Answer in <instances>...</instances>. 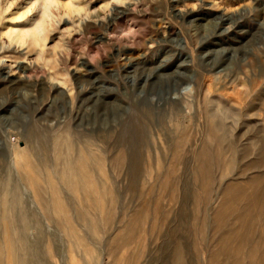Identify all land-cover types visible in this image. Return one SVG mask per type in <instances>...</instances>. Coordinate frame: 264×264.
Returning a JSON list of instances; mask_svg holds the SVG:
<instances>
[{
  "label": "rangeland",
  "instance_id": "obj_1",
  "mask_svg": "<svg viewBox=\"0 0 264 264\" xmlns=\"http://www.w3.org/2000/svg\"><path fill=\"white\" fill-rule=\"evenodd\" d=\"M0 73V264H264V0H0Z\"/></svg>",
  "mask_w": 264,
  "mask_h": 264
},
{
  "label": "bare ground",
  "instance_id": "obj_2",
  "mask_svg": "<svg viewBox=\"0 0 264 264\" xmlns=\"http://www.w3.org/2000/svg\"><path fill=\"white\" fill-rule=\"evenodd\" d=\"M121 0H115V2H120ZM173 1V0H171ZM175 3H177L179 0H174ZM123 2H121L122 4ZM117 4L115 3L114 6L110 9L111 11L109 13H107V15L103 16L100 18L101 19V22H102V27L104 28L105 31H114V29L116 28V25H118L119 23L123 22L124 20H126V18H128L130 15H131V9H129V7L125 8V9H121L122 11H119L117 10L118 8L116 7L115 9V6ZM176 5V4H175ZM165 7L166 8H169V5L166 3L165 4ZM68 8L72 11H77L78 9L75 7V4H73L72 2L69 3L68 5ZM109 9V10H110ZM165 11V10H164ZM177 15V14H176ZM110 16V19L107 20V17ZM188 17V18H191L192 15L191 14H188V13H184L183 15H181V18L182 17ZM176 17H179V15H177ZM228 17V16H227ZM183 20V19H182ZM191 20V19H190ZM220 25L223 24V26L226 24V21L227 19H223L221 17V20H220ZM229 21V20H228ZM230 25V24H229ZM232 25V24H231ZM235 25V24H234ZM233 25V26H234ZM217 26V25H216ZM102 28V29H103ZM221 28V27H220ZM233 28V27H232ZM235 28V27H234ZM38 31H40V26L37 27ZM216 29V28H215ZM220 30V29H219ZM223 30V29H222ZM224 31H226V29H224ZM42 32V31H41ZM180 31L178 30V33ZM220 32V31H218ZM172 33V32H171ZM26 35H31L29 32H25L24 35L22 36H25ZM177 34V33H176ZM171 36V35H170ZM121 38H124V36H122ZM117 52L118 54H123L125 53L124 52V46L120 45V42H121V39H118L117 40ZM126 48V47H125ZM167 52V51H166ZM117 54V53H116ZM193 54V53H192ZM120 56V55H119ZM126 56V55H125ZM128 60V59H127ZM143 61V60H142ZM191 63H193V60L191 61ZM125 63V62H124ZM153 63V62H152ZM195 63V62H194ZM139 63H137L135 66H137ZM125 65V64H124ZM193 65V64H192ZM125 67V66H124ZM148 67V66H147ZM131 68H134V64L131 62V61H127L126 62V67L125 69H131ZM138 68V67H137ZM124 69V70H125ZM148 69V68H147ZM185 69H188V67L186 66ZM190 70V68H189ZM193 70V69H192ZM1 74V73H0ZM176 77V76H175ZM184 77V76H183ZM186 77V76H185ZM189 77V76H188ZM206 77V76H205ZM187 78V77H186ZM201 78V77H200ZM199 78L198 75L194 74V71H193V74L191 75V79L189 80L188 83H185L184 86L182 87L181 85L184 83V82H181V83H175V89L177 91V96H176V99L173 101L175 103H177L178 101H188L189 98H191L192 94L194 93V91L196 92V90L200 91L201 89H203V85H204V82L201 81V79ZM203 80H206V78L202 77ZM211 81L212 79L209 78ZM174 80V79H173ZM176 80H181L180 78L179 79H176ZM188 80V79H187ZM208 80V79H207ZM208 80V81H210ZM207 81V82H208ZM206 83V82H205ZM211 82H208L205 84V89L206 90H209L212 86L210 85ZM173 86V85H172ZM211 86V87H210ZM54 88V87H53ZM172 88V87H171ZM199 94V93H198ZM205 95V93H204ZM190 103V102H189ZM30 131V130H29ZM31 132V131H30ZM33 132L35 131H32V134L29 135L28 133V137L26 140H29L26 142V146L23 148H16L12 143L10 144L11 145V160H10V167L7 166V168H0V210L3 209L5 207H9V203H16L17 205H21V208H20V214L22 216L23 213L22 212H26V199H24L21 195H19L18 193V186L16 185H13L11 184V181L13 180V173L11 172V164L12 162L14 164H16L15 162H18V164L22 165L23 166V169H28L30 167V165L28 164V159H27V156H26V150L30 149V150H36V147L40 146L41 148H44L45 147V144L44 142H38L41 141L42 139L37 137ZM37 133V132H36ZM34 134V135H33ZM38 134V133H37ZM27 136V135H25ZM128 138L127 141V144L128 145H135L137 142H135L133 140V138L135 137L134 134H129L127 136H125ZM122 138V137H121ZM55 140H58V138H55ZM138 145V144H137ZM263 147L262 149H264V143L262 144ZM28 149H27V148ZM10 156V155H9ZM42 159V158H41ZM48 160V159H46ZM8 164V163H7ZM1 167V166H0ZM25 172V171H24ZM25 176H26V179L28 180L30 175H28V173L25 172ZM30 182V180H29ZM262 188V187H261ZM264 188V187H263ZM261 191L263 189H260ZM260 191V192H261ZM262 193V192H261ZM260 194V193H259ZM262 196V195H260ZM25 208V209H24ZM27 215V213H26ZM181 263V262H180Z\"/></svg>",
  "mask_w": 264,
  "mask_h": 264
}]
</instances>
